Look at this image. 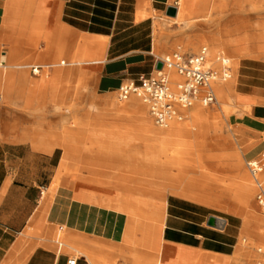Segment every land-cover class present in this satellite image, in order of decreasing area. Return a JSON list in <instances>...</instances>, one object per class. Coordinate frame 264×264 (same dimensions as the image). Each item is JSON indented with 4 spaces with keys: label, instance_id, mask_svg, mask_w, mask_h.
Wrapping results in <instances>:
<instances>
[{
    "label": "crops",
    "instance_id": "crops-1",
    "mask_svg": "<svg viewBox=\"0 0 264 264\" xmlns=\"http://www.w3.org/2000/svg\"><path fill=\"white\" fill-rule=\"evenodd\" d=\"M172 2L0 0V264H240L243 218L126 170L160 139L98 118L123 84L155 72ZM140 8L151 14L138 19ZM233 90L227 134L249 162L264 154V54L239 59Z\"/></svg>",
    "mask_w": 264,
    "mask_h": 264
},
{
    "label": "rangeland",
    "instance_id": "rangeland-1",
    "mask_svg": "<svg viewBox=\"0 0 264 264\" xmlns=\"http://www.w3.org/2000/svg\"><path fill=\"white\" fill-rule=\"evenodd\" d=\"M176 2L178 3L180 0H173L172 5L177 7ZM198 2L202 6L201 8H205L206 10L213 9L211 15V18L214 19L213 22H201L194 26H186L183 21H174L168 16L162 15L157 19V44L154 51V54L158 58H164L176 52L196 54L201 47L207 46L209 38H212L214 35L221 37L219 32L222 28L233 31L238 26L256 23L264 19V14L258 16L251 15L248 12H241L242 10L234 6L235 0H198ZM254 32H258V30ZM242 35L243 33H230L221 38L223 41H235L241 38ZM213 41L212 39L210 40L212 44H215ZM222 56L226 57L225 55ZM213 64L215 68L219 69L215 63ZM229 64L232 68V77L227 81L220 79L217 82L221 86V89L236 81L235 71L237 67L232 61ZM214 88L218 98V105L204 109L207 111L209 117L204 123L203 134L197 145L193 146L192 150L187 153L186 144L181 145V142L174 141L168 145L167 157H164L163 161L168 165L169 170L173 174L178 173L179 168L197 171L206 170L215 175L220 183L224 185H238L245 176L249 179L253 189V196L248 204L234 199H226L221 202V208L210 209L220 215H227L228 209L232 210V212L239 214L244 222L245 217H249L250 223L248 229L241 236V246H243L244 250L239 263L250 264V260L252 259V264H258V262L264 261V258L257 252V249L264 245V224L259 221L261 218H264V211L256 202L255 189L247 169V162L238 153L227 134L229 131L228 119L234 112L227 104L232 102L234 90L231 89L228 92V97L224 99V94H220L216 86ZM116 98L118 101H126L120 99L119 93ZM133 98L139 101L137 97L134 96ZM146 110L149 113V108L146 107ZM151 121L154 127L160 130L163 129L156 126L153 120ZM189 121L190 119L185 118L181 122L188 123ZM124 127L133 134H145V125L140 120H128L124 122ZM138 145L140 146L141 143ZM148 145H153V149H155V147L160 146V141L148 143ZM199 155L207 159L209 158L210 163H208L210 165L206 166L205 169H202L198 165ZM60 241L62 240L60 239Z\"/></svg>",
    "mask_w": 264,
    "mask_h": 264
},
{
    "label": "bare ground",
    "instance_id": "bare-ground-1",
    "mask_svg": "<svg viewBox=\"0 0 264 264\" xmlns=\"http://www.w3.org/2000/svg\"><path fill=\"white\" fill-rule=\"evenodd\" d=\"M260 1L262 0H235L234 6L239 10H242V12H248L251 15L260 16L264 14V0L262 3H260ZM200 5L201 4H199L198 0H180V2L177 3L178 15L174 18H169L174 21H183L186 26H194L201 22L212 23L214 20L211 18L213 9L206 10L205 8H201L202 6ZM150 14L151 12H148L144 8H140L138 12V19L146 18ZM256 30H258V32H254ZM219 33L221 37L230 33H243V35L235 41H223V39L218 35H214L212 38H209L207 42L209 50L208 64L215 63L216 59L220 55H225L229 62L231 63L232 61L237 67L239 59L242 56H250L259 53L264 54V19L256 23L238 26L233 31L222 28ZM211 39L214 40L213 43L215 44L210 42ZM163 72L167 73L171 80H175L177 78L173 72L167 71L166 69H164ZM219 81L220 79L218 78L214 86L217 87L220 94H224L225 99L228 97V92L233 89L235 83L233 81L221 89V86L217 83ZM68 90H75V87ZM133 97L126 100V103L129 107L130 104H132L133 107L141 108V110L135 111L134 113L139 115L140 121L144 123L145 134L158 137L160 139V146L155 147V149L150 148L145 153L137 154V156L141 158L142 162L134 166H127L125 167L126 170L138 171L156 179L165 180L171 194L183 197L187 200L212 209L221 208V202L226 199L238 200L244 204L249 203V200L253 196V189L246 176L238 185H224L220 183L219 179H217L215 175L207 172L206 170L197 171L179 168L178 173L173 174L169 170L168 165L163 161V158L167 157L168 145H170V143L172 144L174 141L181 142V145L186 144L185 147L187 153L192 150L193 146L197 145L201 135L203 134L204 123L209 117L207 111L204 110L205 108L196 105L185 112V118L190 119L188 123L173 121L167 128L160 130L151 124L152 118L146 110V107L148 108V106L140 99L138 101ZM109 102L111 103L110 106L117 110L99 112L98 118H103V115L108 117L107 115L115 113L118 117H122L121 119H134L132 118L135 117L134 114L132 115L131 112L126 110L127 107L124 105L118 108L115 107L114 104L117 103L116 100H111ZM122 133L124 135L133 134L129 132L128 129H124ZM198 158V165L202 169H205L206 166L210 165L209 158L207 159L202 155H199ZM69 165L70 158L66 156L63 160L62 168L66 169ZM128 195L129 194L126 193V196ZM228 212H232V210L228 209ZM155 214L156 216L154 218L153 225L155 230L159 231L164 225L162 204L161 207L156 210ZM259 221L264 224V218H261ZM249 223V217H245L244 231H247ZM243 250L244 248H240L239 250L240 257L243 255ZM250 264H252V259L250 260Z\"/></svg>",
    "mask_w": 264,
    "mask_h": 264
},
{
    "label": "built area",
    "instance_id": "built-area-1",
    "mask_svg": "<svg viewBox=\"0 0 264 264\" xmlns=\"http://www.w3.org/2000/svg\"><path fill=\"white\" fill-rule=\"evenodd\" d=\"M209 50L203 46L196 54L173 53L164 58H158L162 69H155L149 75H141L137 83L128 82L119 90L121 100L135 96L149 108V114L157 126L167 128L173 121H183L185 112L196 105L209 108L218 104L214 84L217 79L227 81L232 77L229 60L220 55L215 65L208 64ZM173 72L177 78L171 80L163 70ZM34 74L39 68L32 69ZM247 169L256 188V201L264 211V154L258 159L247 162ZM258 253L264 258V245L258 248ZM75 259L68 264H76ZM264 264V261L258 262Z\"/></svg>",
    "mask_w": 264,
    "mask_h": 264
},
{
    "label": "water",
    "instance_id": "water-1",
    "mask_svg": "<svg viewBox=\"0 0 264 264\" xmlns=\"http://www.w3.org/2000/svg\"><path fill=\"white\" fill-rule=\"evenodd\" d=\"M177 13H178V10H177V8H175V7H169L168 8V10H167V16H169V17H176L177 16ZM162 67H163V65H162V63H158L157 64V66H156V68L158 69V70H160V69H162ZM224 221H222V220H219V219H217V218H214V217H211L210 219H209V222H208V225L209 226H212V227H217V228H223V226H224Z\"/></svg>",
    "mask_w": 264,
    "mask_h": 264
}]
</instances>
